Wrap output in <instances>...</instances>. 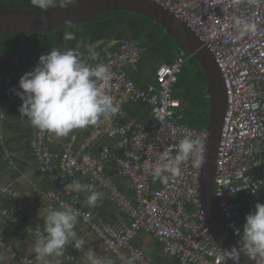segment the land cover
I'll use <instances>...</instances> for the list:
<instances>
[{"label":"built area","instance_id":"obj_1","mask_svg":"<svg viewBox=\"0 0 264 264\" xmlns=\"http://www.w3.org/2000/svg\"><path fill=\"white\" fill-rule=\"evenodd\" d=\"M155 1L193 29L213 53L223 74L227 107L214 188L220 220L239 239L235 229H242L245 219L240 212L242 201L235 196L242 194L247 198L249 213L256 203H264V0ZM238 20L255 24V31L241 37ZM143 52L138 42L114 39L98 51L96 60L89 59V53H80V59L90 66L98 63L108 66L112 78L106 92L113 97L118 112L90 125L91 136L81 147L68 141L58 152L48 145L50 133L35 128L30 146L37 164L42 172L55 175L65 195H59L55 189L41 190L40 198L28 200L45 213L61 204L71 206L77 212V222L88 223L105 249L128 264H162L148 259L144 250L134 244L143 232L152 234L163 251L179 264H234L206 225L200 194L202 164L199 168L193 167L190 158L181 165L179 177L169 174L168 183H161L151 174V166L160 162L165 151L169 158L176 155V146L185 135L201 139L204 158L207 127L197 129L183 123L182 103L173 95L186 61L185 50L182 49L174 62L162 63L156 68L154 82L138 86L131 72L138 69ZM39 58L17 61L15 70L0 74V88L5 96L0 99V126L15 106L22 105L16 95L17 90L23 91L18 81L36 67ZM139 103L146 105L147 114H136L134 109ZM96 139L105 140L100 150L87 151ZM5 158L10 161L9 155ZM106 162H113L118 175L128 180L131 196L122 190L115 174L105 170ZM79 178L85 179L91 191L102 192L101 199L127 211L129 222H97L89 208L80 207L79 193L73 192L71 186ZM2 194L5 198L25 197L11 186H4ZM0 223L17 227L36 239L38 233L43 235L42 229L16 220L2 200ZM0 248L24 264H34L37 260L35 253L28 256L16 251L2 235ZM240 264L248 263L241 260Z\"/></svg>","mask_w":264,"mask_h":264},{"label":"clouds","instance_id":"obj_2","mask_svg":"<svg viewBox=\"0 0 264 264\" xmlns=\"http://www.w3.org/2000/svg\"><path fill=\"white\" fill-rule=\"evenodd\" d=\"M31 3L47 11L54 6L55 0H31ZM76 3L77 0H64L62 6L67 8ZM237 28L243 37L255 31L256 25L238 20ZM63 38L71 41L75 39V34L66 31ZM87 51L89 59L98 58L99 53L93 47L89 46ZM111 78L106 64L90 66L80 59V54L74 49L61 51L52 48L49 53L41 55L36 67L19 81V89L23 91L17 90L16 95L23 102L19 107L21 117H27L31 126L39 131L57 137H66L74 129L96 125L102 117L118 112L113 97L106 92ZM176 150L173 158H169L165 151L160 156V162L151 166L154 179L168 183L169 174L179 177L182 174L181 165L190 158L193 167L199 168L203 163V142L198 137L185 135ZM71 187L76 191H90L86 202L92 207L103 197L102 192L91 191L90 185L75 182ZM42 217L43 235L37 234L33 248L38 261L50 264L48 258L61 257L69 244L77 250L84 249L86 241L76 231L77 212L71 206L61 204L58 209L49 210ZM235 234L239 237L237 246L229 251L234 264H240L241 254L255 261V264H264V203H256L255 209L246 216L242 229L236 228ZM5 260L6 257L0 254V264H5ZM56 264H60L59 260ZM84 264H112V261L88 248Z\"/></svg>","mask_w":264,"mask_h":264},{"label":"crops","instance_id":"obj_3","mask_svg":"<svg viewBox=\"0 0 264 264\" xmlns=\"http://www.w3.org/2000/svg\"><path fill=\"white\" fill-rule=\"evenodd\" d=\"M24 42L28 48L30 43L29 38L21 39V47ZM16 62V55L13 59L1 56L0 74L12 70ZM4 97L2 89L0 88V99ZM20 106H15L8 113L5 123L0 126L2 135V139H0V200L4 201L5 205L10 208L16 220L23 221L34 228L43 229L44 219L42 216L46 213L39 207L33 205L28 199L31 197L40 198L41 190L55 189L62 196L65 193L54 174L40 170L36 155L30 146V139L35 128L31 126L27 117H21V113L19 112ZM134 110L138 115L147 114L148 112L146 106L140 107L139 104ZM131 112L134 113L133 110ZM90 136V126L83 129H74L66 137H57L54 134H49L48 145L52 151L58 152L61 151L63 145L68 141L73 142L75 147H81ZM104 142V139H96L86 150L96 153L100 150ZM7 155H9L12 163L5 158ZM104 168L106 171L115 174L117 183L122 190L131 196L132 190L130 184L125 177L118 175L117 166L113 162H106ZM77 182L81 185H86L85 179L83 178H79ZM4 186H11L17 189L25 197H3L2 188ZM73 192L79 193L81 200L79 201L80 207L89 208L96 215L95 219L97 222L101 224L107 222L115 224L129 222L128 212L119 209L106 199L98 200L96 206L92 207L85 202L87 196L90 195L89 191H76L73 188ZM76 231L86 241L84 249L77 250L72 244L66 245L61 257L48 258L50 264H56L57 260H59L60 264H84L85 252L88 248L94 249L102 257H107L112 261V264H128L105 249L103 243L98 239L88 223L82 220L78 221L76 223ZM0 235L19 253L28 256L34 255L35 236L24 233L17 227L9 228L1 223ZM134 244L143 249L148 259L152 261L162 264H179L176 259L170 257L163 251L161 244L150 233L143 232L138 234L134 240ZM0 254L6 257L5 264H24L21 259L13 258L8 251L2 248H0ZM34 264H43V262L36 260Z\"/></svg>","mask_w":264,"mask_h":264},{"label":"water","instance_id":"obj_4","mask_svg":"<svg viewBox=\"0 0 264 264\" xmlns=\"http://www.w3.org/2000/svg\"><path fill=\"white\" fill-rule=\"evenodd\" d=\"M63 3L55 4L47 11L39 8L0 9V33L42 35L45 31L86 22L106 13L130 11L145 15L162 25L178 40L181 48L199 62L209 83L208 96L212 103L200 179L201 201L206 215V225L217 244L229 253L232 247L237 246V241L220 220L214 188L215 165L227 107V93L223 74L213 53L185 21L155 0H77L76 4L67 8L62 6ZM241 260L255 264V261L243 254Z\"/></svg>","mask_w":264,"mask_h":264},{"label":"trees","instance_id":"obj_5","mask_svg":"<svg viewBox=\"0 0 264 264\" xmlns=\"http://www.w3.org/2000/svg\"><path fill=\"white\" fill-rule=\"evenodd\" d=\"M61 2L64 0H55V4ZM7 8L37 7L33 6L31 0H0V9ZM116 30H126L125 38L138 42L145 49L144 56L138 63V69L131 72V77L138 86L154 82L157 67H153V76L146 75L143 64L145 58L158 57L162 63H172L182 51L178 40L171 36L162 25L153 22L149 17L130 11H114L89 19L86 22L48 30L42 35L39 33H0V57L5 56L13 59L15 55H19L22 38H29L30 40L28 51L31 56L29 61L39 58L42 52L49 53L52 48L61 51L74 49L80 54L88 53L87 49L89 45H92L98 52L113 39L112 34ZM66 31L73 32L75 39L64 40ZM185 53L186 61L178 75V81L174 85L173 95L181 100L182 122L193 128L203 129L208 126L212 108L211 99L207 93L209 83L199 62L188 51L185 50ZM16 68L17 66L14 64L12 70ZM139 106L145 107L146 105L139 103ZM240 212L244 219L249 214L247 202L244 200ZM231 236L238 241L232 234Z\"/></svg>","mask_w":264,"mask_h":264},{"label":"rangeland","instance_id":"obj_6","mask_svg":"<svg viewBox=\"0 0 264 264\" xmlns=\"http://www.w3.org/2000/svg\"><path fill=\"white\" fill-rule=\"evenodd\" d=\"M120 33H123V36H124V38H122V39H127V38H125L126 37V33H127V31L126 30H124V31H122V30H116L113 34H112V37L113 38H117V36L118 37H123V36H120ZM29 46V45H28ZM89 46H91L92 47V45H89ZM30 56H31V54H30V52L28 51V48L26 47V45H25V42H24V44H22V47H21V53H20V55L18 56V55H16V59H17V61L20 63V62H27V61H29V59H30ZM160 63H162L160 60H159V58L157 57V58H150V57H147V58H145L144 59V68H145V74L146 75H152L153 76V71H154V68L153 67H157ZM179 99V98H178ZM181 101V100H180ZM242 195V194H241ZM235 199L236 200H238V201H247V198L244 196V195H242V196H240L239 194L238 195H236L235 196Z\"/></svg>","mask_w":264,"mask_h":264},{"label":"flooded vegetation","instance_id":"obj_7","mask_svg":"<svg viewBox=\"0 0 264 264\" xmlns=\"http://www.w3.org/2000/svg\"><path fill=\"white\" fill-rule=\"evenodd\" d=\"M120 36H123V33H120ZM119 39H122V38H124V37H118Z\"/></svg>","mask_w":264,"mask_h":264},{"label":"bare ground","instance_id":"obj_8","mask_svg":"<svg viewBox=\"0 0 264 264\" xmlns=\"http://www.w3.org/2000/svg\"><path fill=\"white\" fill-rule=\"evenodd\" d=\"M143 48H144V47H143ZM144 52H145V49H144ZM144 52H143V56H144ZM143 56H142V58H143ZM160 64H162V63H160ZM160 64H159V65H160ZM159 65H158V66H159Z\"/></svg>","mask_w":264,"mask_h":264}]
</instances>
